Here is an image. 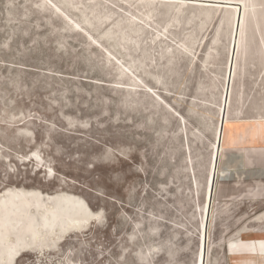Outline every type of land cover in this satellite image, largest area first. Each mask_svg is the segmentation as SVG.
Returning a JSON list of instances; mask_svg holds the SVG:
<instances>
[{"label": "rangeland", "instance_id": "1", "mask_svg": "<svg viewBox=\"0 0 264 264\" xmlns=\"http://www.w3.org/2000/svg\"><path fill=\"white\" fill-rule=\"evenodd\" d=\"M261 115L264 0H0V196L88 210L12 264H264Z\"/></svg>", "mask_w": 264, "mask_h": 264}, {"label": "bare ground", "instance_id": "2", "mask_svg": "<svg viewBox=\"0 0 264 264\" xmlns=\"http://www.w3.org/2000/svg\"><path fill=\"white\" fill-rule=\"evenodd\" d=\"M251 7L255 9L254 2ZM42 196L39 190L25 188H9L1 194L0 259L5 258L8 264L26 250L49 247V243L39 237L40 233L57 237V226H65L66 230L78 229L88 219L87 208L75 200H58L38 218L35 210L43 205ZM47 198L53 197L47 195Z\"/></svg>", "mask_w": 264, "mask_h": 264}, {"label": "crops", "instance_id": "3", "mask_svg": "<svg viewBox=\"0 0 264 264\" xmlns=\"http://www.w3.org/2000/svg\"><path fill=\"white\" fill-rule=\"evenodd\" d=\"M260 142H264V115L252 116V118L249 119L238 117L225 122L222 148L225 144L233 148L245 146L247 144L256 145ZM215 192L216 191H214L212 196V202H214ZM241 244L251 245V250L246 252H235L232 254L233 259H245V256L254 257L256 255L258 257L261 256L262 261H264V252H259L257 250L259 247L264 249V238L250 241L242 240ZM232 245H234V243H232Z\"/></svg>", "mask_w": 264, "mask_h": 264}]
</instances>
